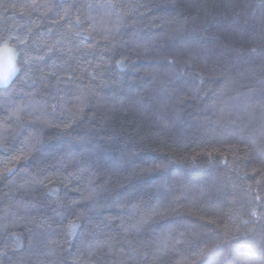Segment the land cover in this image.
Listing matches in <instances>:
<instances>
[{
    "label": "trees",
    "instance_id": "obj_1",
    "mask_svg": "<svg viewBox=\"0 0 264 264\" xmlns=\"http://www.w3.org/2000/svg\"><path fill=\"white\" fill-rule=\"evenodd\" d=\"M0 264H264V0H0Z\"/></svg>",
    "mask_w": 264,
    "mask_h": 264
},
{
    "label": "clouds",
    "instance_id": "obj_2",
    "mask_svg": "<svg viewBox=\"0 0 264 264\" xmlns=\"http://www.w3.org/2000/svg\"><path fill=\"white\" fill-rule=\"evenodd\" d=\"M31 56L22 53L7 39H0V89L11 86L17 77L22 76L30 64Z\"/></svg>",
    "mask_w": 264,
    "mask_h": 264
}]
</instances>
